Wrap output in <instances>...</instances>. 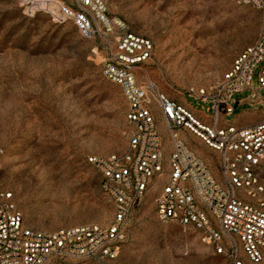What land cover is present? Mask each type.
Returning <instances> with one entry per match:
<instances>
[{"label": "rangeland", "instance_id": "1", "mask_svg": "<svg viewBox=\"0 0 264 264\" xmlns=\"http://www.w3.org/2000/svg\"><path fill=\"white\" fill-rule=\"evenodd\" d=\"M24 1L0 0V187L12 192L29 227L51 231L108 225L114 202L87 157L123 149L131 130L122 89L104 74L109 45L83 38L71 21L56 23L46 11L35 10V2ZM103 1L127 33L151 43L149 56L134 67L137 84H155L205 120L212 116L211 102L188 95L190 90L206 88L220 77L256 39L261 23L257 10L233 0ZM261 65L252 71L253 89ZM249 93L233 98L239 101ZM259 93L264 96V89ZM244 107L238 104L226 120L232 122ZM153 111L159 114L156 105ZM157 129L166 158L170 139L159 122ZM181 134L215 170L217 152L193 134ZM161 184L162 179L152 180L135 206L119 260L229 264L194 226L157 218L154 198Z\"/></svg>", "mask_w": 264, "mask_h": 264}, {"label": "built area", "instance_id": "2", "mask_svg": "<svg viewBox=\"0 0 264 264\" xmlns=\"http://www.w3.org/2000/svg\"><path fill=\"white\" fill-rule=\"evenodd\" d=\"M24 2H35L34 9L46 11L56 23L71 21L83 38L108 43L111 56L104 74L122 89L131 130L123 149L87 157L114 202L108 225L84 223L51 231L29 227L12 192L0 187V264H126L119 260V252L132 212L151 181L161 179L154 198L159 220L194 226L213 253L229 264H246L240 252L250 264H260L264 260V118L237 126L226 117L237 107L234 93L249 90L251 99L264 100L259 93L264 89V0H233L259 12L257 37L208 87L188 94L211 102L208 122L155 84H137L134 67L149 56L151 43L127 33L126 25L107 13L103 0ZM260 62L258 88L253 89L252 71ZM153 105L159 108L171 143L166 158ZM180 131L217 152L215 170L187 145Z\"/></svg>", "mask_w": 264, "mask_h": 264}, {"label": "crops", "instance_id": "3", "mask_svg": "<svg viewBox=\"0 0 264 264\" xmlns=\"http://www.w3.org/2000/svg\"><path fill=\"white\" fill-rule=\"evenodd\" d=\"M261 97H264V96L261 95ZM177 101L179 103L185 105L182 102L181 99H178ZM237 102H238L237 105L240 104V103H242L243 105H245V107L242 109V111L240 113H238L234 117V119L232 120V122H229L228 121L230 124H234V125H237V126H244V125H248V124L257 122V121L261 120L262 118H264V100L258 99V98L257 99H251L249 97V95H248L247 97L242 98V99H240ZM203 120L206 121V122L209 121V120H205V119H203ZM157 122L161 123L164 126V122L162 121V119L160 117V114H157ZM182 132L183 131H180V137L185 141L186 139L182 136V134H181Z\"/></svg>", "mask_w": 264, "mask_h": 264}]
</instances>
